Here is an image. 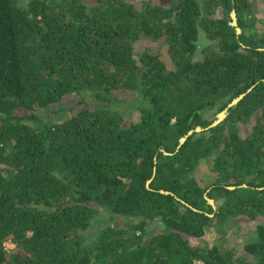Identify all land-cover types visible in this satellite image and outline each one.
<instances>
[{"label":"trees","instance_id":"1","mask_svg":"<svg viewBox=\"0 0 264 264\" xmlns=\"http://www.w3.org/2000/svg\"><path fill=\"white\" fill-rule=\"evenodd\" d=\"M167 1L0 0V264H264L253 0ZM85 91L118 109L45 113Z\"/></svg>","mask_w":264,"mask_h":264},{"label":"rangeland","instance_id":"2","mask_svg":"<svg viewBox=\"0 0 264 264\" xmlns=\"http://www.w3.org/2000/svg\"><path fill=\"white\" fill-rule=\"evenodd\" d=\"M156 2H161V3H167V0H154ZM254 9L257 12L258 15V28H260V30H264V0H253L252 1ZM239 30V28H238ZM200 42H204V36L203 34H201V36L199 37ZM198 42V40H197ZM201 46V45H200ZM135 47L136 50L139 51L141 49L144 48H151V41L150 40H145V38L139 39L136 41L135 43ZM83 99V100H81ZM86 102L87 104H90L91 106H101V107H111V108H117L118 109V105L117 104H111L110 101L105 102L102 100H98L96 98L93 97V95L88 92L85 91L84 93H71L69 95H67L66 97H64L59 103H57L55 105V107H59L61 105H63L66 109L62 108V109H58L57 111H52L51 109L45 111L46 114L50 115L51 119H60V116L63 114H65L66 112H70L73 109H76L77 107L80 106V103L82 102ZM67 110V111H66ZM67 113V114H68ZM134 114V113H133ZM132 116V115H131ZM198 174H199V178L202 177L203 179L205 178V180L203 181L204 185L205 183H207V181L210 179V175H208V168L206 167V165L203 163L201 165V167L198 170ZM207 179V180H206ZM108 214V212L106 210H102L100 211L98 217H107L106 215ZM105 220H100L99 223H95L89 226L87 232L90 233V231H94V229L96 230L97 228H99L101 225H103L104 223H108V222H114L115 220L121 221L123 218L121 217H114V218H104ZM258 219V218H257ZM256 219V220H257ZM256 220H251L248 219L246 217H239L237 218L233 225L231 227H228V231L226 232V237L227 240L234 242L233 240H239V239H244L249 231V229H252L254 227V222ZM264 220V219H263ZM147 232H151L154 230H158L159 229V221L157 219H153L149 224H147L146 226ZM216 239V237L214 236L213 238L211 237V235H209L207 233V235L201 236V237H190V240L193 244H202V242L207 241L208 243H213L214 240Z\"/></svg>","mask_w":264,"mask_h":264},{"label":"water","instance_id":"3","mask_svg":"<svg viewBox=\"0 0 264 264\" xmlns=\"http://www.w3.org/2000/svg\"><path fill=\"white\" fill-rule=\"evenodd\" d=\"M232 16L234 17V21H233V23H235V16L233 15V13H232ZM242 95H243V94H241V95L235 97V98L229 103V105H231V104L237 102L238 99H239ZM225 114H226V109L220 111V112L217 114V117H216V119L214 120V122L211 123V124H214V123L218 122L219 120H221V119L224 117ZM200 128H201V127H196V129H200ZM183 139H184V138H183ZM231 187H233V186H231ZM208 199H210V198H208ZM210 202H212L211 199H210Z\"/></svg>","mask_w":264,"mask_h":264},{"label":"built area","instance_id":"4","mask_svg":"<svg viewBox=\"0 0 264 264\" xmlns=\"http://www.w3.org/2000/svg\"><path fill=\"white\" fill-rule=\"evenodd\" d=\"M5 248H11L14 244L11 240L7 239L3 242Z\"/></svg>","mask_w":264,"mask_h":264}]
</instances>
